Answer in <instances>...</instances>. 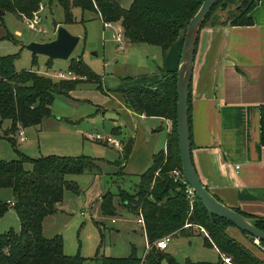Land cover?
Here are the masks:
<instances>
[{
    "label": "trees",
    "instance_id": "1",
    "mask_svg": "<svg viewBox=\"0 0 264 264\" xmlns=\"http://www.w3.org/2000/svg\"><path fill=\"white\" fill-rule=\"evenodd\" d=\"M42 1L0 0V10L30 20L40 9ZM48 1L61 5L64 24L73 22V7L94 11L102 22L119 23L126 43L156 45L165 51L181 31H185L204 0H132L127 9L121 6V0ZM223 2L217 1L202 27L215 10L224 5ZM257 2L245 0L238 12L229 19L231 25H252L254 20L251 12ZM1 19L2 16L0 25L3 24ZM4 38L13 37L6 33ZM17 57V54L0 55V118L11 122L6 137L14 148L15 132L20 127L40 125L44 118L50 117L51 104L56 95H68L81 82L95 83L102 90L100 75L80 58H72L68 65V71L75 78L54 79L31 68L16 71L14 61ZM175 85L176 71L167 70L153 86L125 90L123 100L127 108L138 114L174 119ZM260 116V139L264 146V105L261 106ZM113 132L116 133L115 130ZM122 142V154L126 158L130 154L132 140ZM16 153L17 159L0 160V187L11 189L13 199L10 202L20 222L17 232L9 230L0 234V264H81L79 257L63 253V243L58 235L51 238L44 236L42 223L44 217L58 211L57 204L61 202L65 189L79 191L67 175L84 172L97 175L101 173L100 166L95 159L85 155L49 154L29 158L17 150ZM26 162L32 163L31 171L25 169ZM175 168L181 169V163L176 125L173 124L165 149L152 155L151 164L140 174L139 183L133 190L119 188L117 193L108 191L101 196L100 211L105 216L115 215L119 206L137 217L139 213L142 215L146 239L144 257L132 251L127 257H97L100 264H161L167 253L156 246V241L168 235L190 236L194 233L191 228L193 226H203L209 234L205 238L206 244L216 245L220 253L226 255L233 264H264L263 259L228 233L227 227L233 225L230 221L209 213L198 197L191 205L186 198V185L175 182L170 175V171ZM8 204L0 201V217ZM236 210L255 218V224L264 229V218L246 214L238 208ZM186 224L190 226L186 227ZM260 242L264 245V241ZM168 259L172 261L170 257ZM221 263L220 258L217 262L201 261L197 264Z\"/></svg>",
    "mask_w": 264,
    "mask_h": 264
},
{
    "label": "rangeland",
    "instance_id": "2",
    "mask_svg": "<svg viewBox=\"0 0 264 264\" xmlns=\"http://www.w3.org/2000/svg\"><path fill=\"white\" fill-rule=\"evenodd\" d=\"M131 1L121 0L120 3L127 9ZM41 4L36 13L38 20L33 27L29 26L31 19L21 18L13 12L7 11L2 15L0 55L17 54L14 68L18 72L31 68L54 79V72L67 73L71 59L80 58L101 76L102 90L95 83L81 82L68 96L56 95L51 104V116L44 118L40 125L23 128L27 140L20 142L15 139V148L6 137L11 122L9 119L0 118V160L17 159L16 150L29 158L55 154L85 155L95 159L101 168L100 174L84 172L67 175L68 180H72L79 191L64 190L62 200L57 204L61 211L47 219L45 236L58 235L63 243V253L66 256L79 257L81 264H100L97 257H127L132 251L143 258L146 239L141 225L136 221L137 215L119 206L115 215L105 216L100 211L99 200L108 191L113 194L119 188L132 191L139 183L140 174L151 164L143 168L148 160L151 161V155L146 150L147 141L142 136L141 127H136L133 117L128 114L126 116L129 123L125 122V115L121 114L116 103L123 98L125 90L153 86L163 77L158 74L159 46L127 43L124 50H119L112 37L114 28L120 27L118 23H113V28L106 29L97 13L73 7V22L64 24V12L60 4L48 0H43ZM53 21L79 36L77 46L66 60H49L44 55H33L25 48L29 42L52 40L56 34ZM106 31H109L110 36L106 37ZM6 33L13 38H4ZM181 35L184 36V31H181ZM152 50H157L156 56H153ZM117 67L123 72L115 74ZM98 104L102 107H98ZM113 113H118V116H113ZM121 121L125 126L119 128L121 132L114 133L117 123ZM163 124H167L171 132L173 124L175 126V117L164 118ZM161 127L157 131V151L165 145L166 133ZM126 133L133 136L134 143L130 155L125 158L122 154V140L131 139L133 142ZM96 134L117 138L122 144L120 149L107 142L95 140L93 136ZM24 167L28 171L33 169L31 162H26ZM12 199L10 188L0 187V201L9 203L0 217V234L9 230L17 232L20 228L18 216L10 204ZM229 227L230 225L227 228ZM191 228L200 230L198 226ZM243 235L249 241L248 245L253 246L255 242L262 245L256 238ZM164 251L167 257L162 259L161 264L219 261L218 253L207 247L202 237L172 236Z\"/></svg>",
    "mask_w": 264,
    "mask_h": 264
},
{
    "label": "crops",
    "instance_id": "3",
    "mask_svg": "<svg viewBox=\"0 0 264 264\" xmlns=\"http://www.w3.org/2000/svg\"><path fill=\"white\" fill-rule=\"evenodd\" d=\"M244 1L224 0V5L218 7L201 28L190 98L192 157L201 180L212 194L234 209L264 218V146L260 139V109L264 105V0H258L251 12L252 25H231L229 19L238 12ZM106 32L110 36L109 31ZM182 41L183 35L180 33L165 51L159 47L158 74L161 77L167 70H177ZM152 52L156 56L157 50ZM116 70L123 72L120 67ZM59 72H54L55 78L64 79L58 76ZM116 105L125 115V122L129 123L128 114L133 117L135 126L141 127L151 160L159 147L156 137H159L157 131L161 126L166 133L165 145L161 149H165L170 130L167 124H163L164 118L138 114L126 107L123 98ZM98 107L102 105L98 104ZM118 113L112 115L117 117ZM122 122L117 123L115 132H121L119 128H123ZM130 136L133 145L134 138ZM150 163L148 160L143 168ZM100 202L101 198L99 206ZM58 211H61L59 206ZM54 214L43 219L44 236L46 221ZM140 228L145 237L143 227ZM238 229L230 226L227 231L248 248H253L254 254L264 260V245H257L256 242L253 246L248 245L249 241ZM192 231L194 233L190 236L175 237H202L205 245L218 253L221 264H233L225 260L226 255L220 253L216 245L206 244L205 238L209 236L198 228H192Z\"/></svg>",
    "mask_w": 264,
    "mask_h": 264
},
{
    "label": "water",
    "instance_id": "4",
    "mask_svg": "<svg viewBox=\"0 0 264 264\" xmlns=\"http://www.w3.org/2000/svg\"><path fill=\"white\" fill-rule=\"evenodd\" d=\"M218 0H204L195 16L186 26L182 41L179 65L176 70L175 125L178 151L183 177L195 190L198 199L209 213L230 221L234 226L264 241V229L255 224V218L238 212L212 194L201 180L192 157L190 136V94L197 43L202 25ZM4 14L0 10V16ZM55 37L47 42H29L25 48L34 55H44L49 60L68 59L79 42V36L70 33L62 24L53 21ZM108 36V32H106ZM115 74L120 72L115 70Z\"/></svg>",
    "mask_w": 264,
    "mask_h": 264
},
{
    "label": "built area",
    "instance_id": "5",
    "mask_svg": "<svg viewBox=\"0 0 264 264\" xmlns=\"http://www.w3.org/2000/svg\"><path fill=\"white\" fill-rule=\"evenodd\" d=\"M41 6H42V4H40V7ZM37 20H38V18L36 17V14H35L33 16V18L29 21V26L33 27ZM103 26L106 29L113 28V23L112 22H103ZM112 37L115 39L118 49L119 50H124L125 45H126V40H125V37L123 35V31H122L121 27L116 28V29L114 28V33L112 34ZM58 76L60 78H67V77L68 78H75V75L72 74L69 71L67 73H64V72L60 71L58 73ZM93 138L98 140V141L107 142V143L112 144V145H114V146H116L118 148L121 147L120 142L117 139H115L114 137L110 136V135L101 136L100 134H96V135L93 136ZM16 139L18 141H20V142L26 140L24 129L22 127H20L17 130ZM170 175L172 176V178H173V180L175 182H182L183 184L186 185V188H185L186 198H188V200L191 203V205H193L194 201L197 199V194H196L194 188L188 182L185 181V179L183 177V174H182V170L178 169V168L172 169L170 171ZM10 204L12 205L11 202H10ZM137 223L140 224L142 227L144 225L143 218H142V215L140 213H139V215L137 217ZM185 226L188 227V226H190V224H186ZM198 227L200 228V230L202 232H204L207 236H209L207 230L203 226H198ZM169 240H170V236L169 235L168 236H164L161 239L157 240L155 244L160 249H166ZM226 261H230V260L226 259Z\"/></svg>",
    "mask_w": 264,
    "mask_h": 264
}]
</instances>
